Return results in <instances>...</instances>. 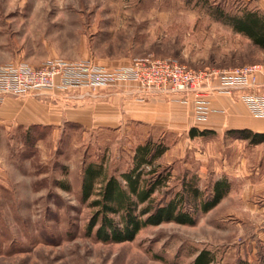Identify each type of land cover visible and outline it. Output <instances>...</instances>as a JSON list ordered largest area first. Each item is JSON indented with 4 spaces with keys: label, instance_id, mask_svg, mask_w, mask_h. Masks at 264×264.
Here are the masks:
<instances>
[{
    "label": "rangeland",
    "instance_id": "obj_1",
    "mask_svg": "<svg viewBox=\"0 0 264 264\" xmlns=\"http://www.w3.org/2000/svg\"><path fill=\"white\" fill-rule=\"evenodd\" d=\"M263 9V0H0V65L39 67L54 58L106 67L162 58L193 69L263 64L264 51L229 25ZM232 131L239 130L158 136L132 124H0V264H191L203 250L221 264H264V142ZM148 140L168 146L154 165L170 169L174 188L194 178L206 196L218 180L229 190L193 225L163 222L131 241L102 242L99 222L87 233L97 208L95 195L81 198L83 171L93 164L120 177Z\"/></svg>",
    "mask_w": 264,
    "mask_h": 264
},
{
    "label": "trees",
    "instance_id": "obj_2",
    "mask_svg": "<svg viewBox=\"0 0 264 264\" xmlns=\"http://www.w3.org/2000/svg\"><path fill=\"white\" fill-rule=\"evenodd\" d=\"M229 25L232 30L248 38L251 43L264 50V17L256 11H243L233 16ZM33 127H40L34 125ZM240 138L249 139L253 144L264 142V133L251 130L232 131ZM207 131L190 129V136H204ZM168 146L163 142L150 140L136 147L132 157V167L116 177L100 166L89 164L83 171L81 198L88 200L92 195L91 205L96 207L87 233L96 222V237L102 242L131 241L137 232L148 225L174 222L193 225L198 213H205L215 207L227 194L229 184L224 180L215 181L206 196L194 178L184 180L177 188L171 186L170 169L154 165V161L163 155ZM145 167L147 168L145 170ZM143 168V169H141ZM98 184V192H95ZM119 215L115 221L113 214ZM209 251H200L191 264H221L215 262ZM236 264H248L237 261Z\"/></svg>",
    "mask_w": 264,
    "mask_h": 264
},
{
    "label": "built area",
    "instance_id": "obj_3",
    "mask_svg": "<svg viewBox=\"0 0 264 264\" xmlns=\"http://www.w3.org/2000/svg\"><path fill=\"white\" fill-rule=\"evenodd\" d=\"M264 65L253 64L228 70L193 69L175 59H136L126 66L106 67L91 60H48L39 67L23 63L0 65V103L5 97L25 95L81 93L80 98L98 89L117 84H135L139 94L158 95L191 104L196 121H205L209 114V96L245 91L256 85ZM253 117L264 118V95L241 92Z\"/></svg>",
    "mask_w": 264,
    "mask_h": 264
},
{
    "label": "crops",
    "instance_id": "obj_4",
    "mask_svg": "<svg viewBox=\"0 0 264 264\" xmlns=\"http://www.w3.org/2000/svg\"><path fill=\"white\" fill-rule=\"evenodd\" d=\"M257 12L264 17V9ZM245 91L264 95V71L258 74L256 85ZM245 91L236 89L230 94L210 95V114L205 121L193 119L190 103L150 94L142 98L135 84L98 89L84 98L77 92L5 97L0 103V124L44 127L75 122L81 127L103 129L132 124L148 128L158 136L189 134L190 129L207 132L247 129L264 133V119L253 117L246 103L238 98Z\"/></svg>",
    "mask_w": 264,
    "mask_h": 264
}]
</instances>
